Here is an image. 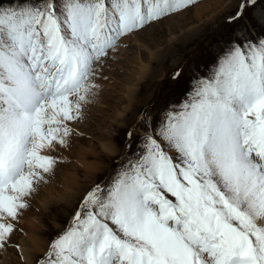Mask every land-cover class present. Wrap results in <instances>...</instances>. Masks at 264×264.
<instances>
[{"label":"snow or ice","instance_id":"1","mask_svg":"<svg viewBox=\"0 0 264 264\" xmlns=\"http://www.w3.org/2000/svg\"><path fill=\"white\" fill-rule=\"evenodd\" d=\"M196 3L0 0V253L26 264L12 237L67 161L58 147L83 135L73 124L121 41ZM258 4L238 0L226 22ZM137 124L127 163L114 161L116 176L86 192L35 264H264V30L236 29L179 104Z\"/></svg>","mask_w":264,"mask_h":264},{"label":"rangeland","instance_id":"2","mask_svg":"<svg viewBox=\"0 0 264 264\" xmlns=\"http://www.w3.org/2000/svg\"><path fill=\"white\" fill-rule=\"evenodd\" d=\"M237 3L238 0H197L195 5L152 23L121 41L119 51L111 54L113 58L107 60L97 77L101 88L95 102L87 108L84 120L73 124L83 135L73 137L70 149L58 147L54 154L67 157V161L60 163L50 182L41 187L35 199L33 198L28 213H36L40 203L38 200L51 197V191H54L52 196L59 199L65 189L57 187L62 190L58 191L52 185L55 180L63 183L64 174L67 172L74 171L78 175L81 185L86 186V192L97 183H110L121 167L114 164V161L123 156L127 163L131 156L124 147L126 131L134 126L139 131L143 130L137 124L141 112L160 119L170 106L179 104L185 98L190 82L210 73L221 48L232 38L236 29L248 24L256 31L264 30V4L249 9L245 18L237 24L227 23ZM199 11L202 12V17L197 16ZM142 65L149 67V75L139 81V75L147 73L141 71ZM153 68H160L164 74L158 79L150 77ZM177 72L178 76L175 75ZM124 106H128V110L123 116V122V117L118 115L117 110H124ZM137 139L138 135L133 138L134 146ZM109 141L116 150L112 155L102 148V143ZM83 150L88 153L86 163L96 164V171H89L78 161L80 151ZM103 186L107 187V183ZM85 194L77 200L78 204H66L72 208L71 211L62 206H59L60 209L54 208L60 203L51 201L46 204L47 207L44 206L46 215L36 216L45 232L47 249L55 236L69 225ZM25 216L27 215L24 214L21 218L18 229H22L20 225L25 223ZM24 237L23 229L18 230L12 237V243L20 244ZM7 252L8 257L14 258L15 264H22L15 248L9 247ZM4 258L0 254V263Z\"/></svg>","mask_w":264,"mask_h":264},{"label":"bare ground","instance_id":"3","mask_svg":"<svg viewBox=\"0 0 264 264\" xmlns=\"http://www.w3.org/2000/svg\"><path fill=\"white\" fill-rule=\"evenodd\" d=\"M231 6H234V5L231 4ZM207 11H209V10H207ZM216 15H215V17H216ZM197 16L202 17L203 16L202 12L199 11ZM140 69L142 72L146 71L147 73L142 75V76L139 75L140 76V79H138L139 81L141 79H143L145 77V75H149V73H148L149 67L142 65L140 67ZM163 74L164 73L160 68H157V69L153 68V72L151 73L150 77L158 79ZM134 90H136V89H134ZM127 110H128V106H124V110H117L118 111L117 113L119 116L123 117L126 114ZM121 121L124 122L125 118L124 117L121 118ZM104 136H106V134H104ZM108 145H111L112 150H110V151L106 150ZM102 148L109 155L116 153L115 147L113 146L111 141L103 142ZM83 151L82 152L80 151V154L78 156V161L80 162L82 167L86 166L89 169V171H96L97 165L90 163V162L86 163L85 159L87 158L88 153L85 152V150H83ZM53 187H54V189H56L58 191H62V190H60L57 187H61V189L63 187L65 189L63 194L59 197V199L52 196L54 194V191H51V193H50L51 197L48 196L44 199L40 198V200H38L40 202L38 204V211L36 213H33V212L28 213V211L25 212V214L27 215L23 218L25 223L23 224V226L20 225V228H22L23 232L25 233V237L22 238L20 245L24 247L26 254H27L26 264H34L36 261L37 255H41L43 252L47 251V248H46L47 242H46V239L44 238L45 232L42 229V225L39 224V222L36 218L37 215H46L45 211H44L45 210L44 206L46 204L51 203V201H55V203H60V205L57 204V206H54V208L60 209L59 206L60 207L62 206V207H66L67 209L69 208V210L71 211L72 208H70L68 206H73L75 204V202L77 203V200L80 199V196L85 194V192H86V186L81 185L79 177L74 171L73 172H67L66 174H64L63 183H60V180H55L54 184L52 185V188ZM54 198L57 200H54ZM66 204L68 206H66ZM0 254L5 256L4 260L0 264H15L14 258L8 257L9 253L7 251L0 253ZM20 263H22V262H20Z\"/></svg>","mask_w":264,"mask_h":264}]
</instances>
